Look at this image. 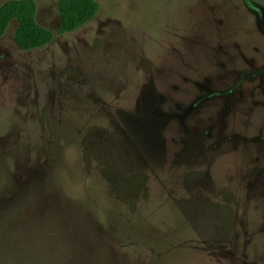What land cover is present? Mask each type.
<instances>
[{"label": "rangeland", "instance_id": "rangeland-1", "mask_svg": "<svg viewBox=\"0 0 264 264\" xmlns=\"http://www.w3.org/2000/svg\"><path fill=\"white\" fill-rule=\"evenodd\" d=\"M5 0H0L2 3ZM0 37V264H264V0H94Z\"/></svg>", "mask_w": 264, "mask_h": 264}, {"label": "trees", "instance_id": "trees-1", "mask_svg": "<svg viewBox=\"0 0 264 264\" xmlns=\"http://www.w3.org/2000/svg\"><path fill=\"white\" fill-rule=\"evenodd\" d=\"M59 26L57 33L69 32L89 21L98 5L94 0H56ZM33 0H5L0 3V37L8 23L15 21L12 40L20 50L42 47L52 40V33L39 26L34 19Z\"/></svg>", "mask_w": 264, "mask_h": 264}]
</instances>
